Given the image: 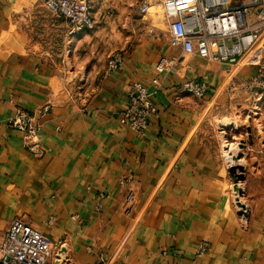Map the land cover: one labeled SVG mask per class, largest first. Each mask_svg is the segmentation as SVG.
I'll return each mask as SVG.
<instances>
[{
  "label": "crops",
  "instance_id": "crops-1",
  "mask_svg": "<svg viewBox=\"0 0 264 264\" xmlns=\"http://www.w3.org/2000/svg\"><path fill=\"white\" fill-rule=\"evenodd\" d=\"M86 1L93 28L73 32L42 0H0V243L20 218L62 243L47 264H264V124L259 94L240 85L255 69L171 46L145 0ZM115 51L123 62L107 72ZM162 58L174 64L160 73ZM185 80L207 95L182 92ZM135 82L156 109L144 133L121 121ZM47 104L37 156L7 121Z\"/></svg>",
  "mask_w": 264,
  "mask_h": 264
},
{
  "label": "built area",
  "instance_id": "built-area-1",
  "mask_svg": "<svg viewBox=\"0 0 264 264\" xmlns=\"http://www.w3.org/2000/svg\"><path fill=\"white\" fill-rule=\"evenodd\" d=\"M50 12L64 18L76 30L93 28L91 7L86 0H42ZM159 6L167 22L169 43L187 54L236 66L241 61L255 69L253 76L241 88L264 95V0H145L140 12L146 14ZM123 62L122 52L111 56L107 72L116 70ZM174 59L162 58L157 64L160 73L168 71ZM235 83L232 90L237 89ZM208 84L203 80H185L179 89L196 98H204ZM127 104L121 121L137 133H144L150 124L155 106L152 94L141 83L135 82L126 88ZM51 111L44 105L37 111L19 110L7 121L8 126L20 131L25 147L34 155L42 156V119ZM127 187L125 211L130 213L136 201L134 191L126 179L120 181ZM61 242L52 243L32 225L15 218L2 243L0 264H47L54 249ZM207 244L198 247L202 255Z\"/></svg>",
  "mask_w": 264,
  "mask_h": 264
},
{
  "label": "rangeland",
  "instance_id": "rangeland-1",
  "mask_svg": "<svg viewBox=\"0 0 264 264\" xmlns=\"http://www.w3.org/2000/svg\"><path fill=\"white\" fill-rule=\"evenodd\" d=\"M240 1L241 0H232L233 3H239ZM156 12H157V14H156ZM150 14L154 17V20H156L157 22L158 21H161V22L163 21L162 11H161L160 7H156L154 9H152L150 11ZM116 52H121V51H115V52H113L110 55V60H111V56L114 53H116ZM243 62H245V61H243ZM109 63H110V61H109ZM108 67H109V64H108ZM108 67H107V70H108ZM230 67H235V66H230ZM257 99H258L257 100L258 101V105H259L260 109L262 110V114L260 112V114H261L260 115V120H261V122H263L262 124H264V95L259 94L257 96ZM253 133H254L253 129H252L251 132L249 131V129L241 130V137L239 136L240 137L239 139L241 141H238L239 143L237 145V147L240 148V151H242L246 147V144H247V146L251 145V143H250L251 142L250 141L251 139L250 138L253 137ZM247 139H248V141H245ZM234 172L236 173V175H240L241 173L244 175V167H243V171L242 172L240 170L236 169V168H234ZM238 182H241V180H238ZM234 185L236 186V184H234ZM240 192L242 193V191H240V189L239 190L237 189V193L239 194Z\"/></svg>",
  "mask_w": 264,
  "mask_h": 264
},
{
  "label": "water",
  "instance_id": "water-1",
  "mask_svg": "<svg viewBox=\"0 0 264 264\" xmlns=\"http://www.w3.org/2000/svg\"><path fill=\"white\" fill-rule=\"evenodd\" d=\"M238 159V158H237ZM234 168H236V169H238V170H240L241 172L243 171V167L242 166H232L231 167V172H233V173H235L234 172ZM236 178L238 179V180H244V175L241 173L240 175H236ZM238 205H239V207L241 208L240 210V213L239 214H241V215H243L244 214V212H243V206L241 205V203H238Z\"/></svg>",
  "mask_w": 264,
  "mask_h": 264
},
{
  "label": "bare ground",
  "instance_id": "bare-ground-1",
  "mask_svg": "<svg viewBox=\"0 0 264 264\" xmlns=\"http://www.w3.org/2000/svg\"><path fill=\"white\" fill-rule=\"evenodd\" d=\"M226 154H227V161H226L227 164L230 165V166H235L234 163H235L236 159H232V157L229 154V150L228 149L226 150ZM236 201L238 202L237 198H236ZM235 204H236V202H235Z\"/></svg>",
  "mask_w": 264,
  "mask_h": 264
}]
</instances>
